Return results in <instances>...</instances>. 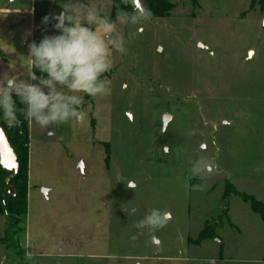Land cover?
<instances>
[{
	"label": "rangeland",
	"instance_id": "374dc122",
	"mask_svg": "<svg viewBox=\"0 0 264 264\" xmlns=\"http://www.w3.org/2000/svg\"><path fill=\"white\" fill-rule=\"evenodd\" d=\"M169 1L166 17L118 25L127 52L102 77L108 94H80L83 122H29L28 210L0 264H264V220L243 198L264 202V12L251 0ZM65 2L0 0V77L27 79L28 44L59 34ZM81 2L113 11V0ZM200 155L216 171L190 178ZM152 208L171 213L159 245L135 227ZM7 226L0 213V240Z\"/></svg>",
	"mask_w": 264,
	"mask_h": 264
},
{
	"label": "clouds",
	"instance_id": "9594fccd",
	"mask_svg": "<svg viewBox=\"0 0 264 264\" xmlns=\"http://www.w3.org/2000/svg\"><path fill=\"white\" fill-rule=\"evenodd\" d=\"M123 3L125 6L117 7L113 20L104 13L102 4L66 0L56 18L55 28L59 34L46 35L39 43L28 44L27 79L7 72L0 77V113L9 126H18L20 115L41 129L71 120L84 121L86 114L80 110L83 103L80 94L92 97L108 94L109 82L102 77L113 67V53L127 52L118 25L139 24L151 20L153 15L150 9H137L135 0H123ZM44 21L47 22L48 17ZM34 69L46 75L37 76ZM194 134L195 130L190 133ZM48 135L54 133L50 131ZM163 149L164 154H170V147L163 146ZM190 164V178L204 179L217 168L214 160L204 155L192 159ZM127 186L134 188L131 183ZM193 187L203 190V185ZM123 210L128 216L137 212L135 207ZM170 219L171 213L167 210L152 208L135 227L140 233L147 229L153 242L159 245L161 241L154 233L165 228ZM26 255L31 258L30 254Z\"/></svg>",
	"mask_w": 264,
	"mask_h": 264
},
{
	"label": "trees",
	"instance_id": "16d2710c",
	"mask_svg": "<svg viewBox=\"0 0 264 264\" xmlns=\"http://www.w3.org/2000/svg\"><path fill=\"white\" fill-rule=\"evenodd\" d=\"M118 6H125L123 0H113V11L109 15L113 20L116 19ZM250 6L251 8L258 6L264 12V0H251ZM136 8L139 9L137 6ZM145 8L151 10L152 18H158L168 16L174 5L169 0H145ZM19 119L21 123L18 126H9L3 119L2 113H0V122L5 128L9 143L19 162L17 173L10 179L8 177L11 172L0 164V213L6 215L8 221V226L0 243L5 245L8 250L19 248L17 237L20 230L19 220L21 216L27 214L28 210L29 121L25 120L22 115L19 116ZM233 190L234 187H226L225 196H228ZM243 198L251 202L252 209L259 213L264 220V202L257 201L249 195H243ZM212 232L213 226L208 223L201 232L200 238H208ZM21 264H26L25 260Z\"/></svg>",
	"mask_w": 264,
	"mask_h": 264
},
{
	"label": "water",
	"instance_id": "95a60500",
	"mask_svg": "<svg viewBox=\"0 0 264 264\" xmlns=\"http://www.w3.org/2000/svg\"><path fill=\"white\" fill-rule=\"evenodd\" d=\"M135 4L139 9L145 8V0H135ZM169 114L164 116V124L167 123ZM0 164L5 169L9 170L11 174L8 179L15 175L19 168V162L17 155L15 154L13 148L11 147L8 137L5 132V128L0 122ZM7 179V180H8ZM47 188H43V192L47 194ZM218 242H221L219 238H216Z\"/></svg>",
	"mask_w": 264,
	"mask_h": 264
}]
</instances>
